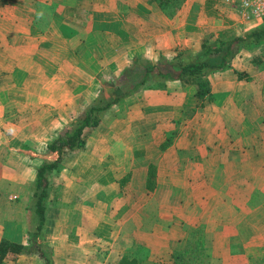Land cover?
Wrapping results in <instances>:
<instances>
[{"label":"crops","instance_id":"0c3cea01","mask_svg":"<svg viewBox=\"0 0 264 264\" xmlns=\"http://www.w3.org/2000/svg\"><path fill=\"white\" fill-rule=\"evenodd\" d=\"M231 16L219 0H185L173 16L148 0H0V241H30L34 165L58 157L49 141L104 80L137 55L199 51ZM260 52L214 72L204 103L195 85L171 80L104 111L85 147L52 171L43 237L55 264H264ZM25 254L16 264L44 263Z\"/></svg>","mask_w":264,"mask_h":264},{"label":"trees","instance_id":"16d2710c","mask_svg":"<svg viewBox=\"0 0 264 264\" xmlns=\"http://www.w3.org/2000/svg\"><path fill=\"white\" fill-rule=\"evenodd\" d=\"M157 3L167 15L173 16L185 0H148ZM264 45V18L247 29L243 34L230 36L226 31H212L205 35L200 50L195 53L189 49L176 48L167 56L162 54L158 60L143 55L133 58L131 65L115 78L104 80L98 96L79 115L66 123L64 129L48 143V148L57 151L58 157L44 161L37 167L36 183L30 202V242H19L3 238L0 241V264H16L19 254L38 251L44 259L43 264H55L54 248L43 237L47 221V199L52 188L49 174L60 167L67 151L85 147L88 133L97 126L104 111L120 99L147 89H165L171 80H180L184 85L193 84L196 95L204 103L211 99V76L216 71L232 67L234 57L242 51H252ZM260 52L253 58L263 59ZM239 72V76L243 73ZM109 89V92L106 90ZM136 256H124L119 264H138Z\"/></svg>","mask_w":264,"mask_h":264},{"label":"rangeland","instance_id":"374dc122","mask_svg":"<svg viewBox=\"0 0 264 264\" xmlns=\"http://www.w3.org/2000/svg\"><path fill=\"white\" fill-rule=\"evenodd\" d=\"M219 4H222V3H220L219 2ZM223 7V6H222ZM227 13H231L230 11H227ZM230 15V14H229ZM230 22H231V24H232V27H230V28H226V29H219V30H215V31H220V30H224V31H226L227 32V34L228 35H230V36H234V35H238V34H243L247 29H249L250 27H252V26H255V25H257V24H259L262 20H259V21H242L238 16H237V19H235V18H233L232 16H231V18H230ZM201 48V47H200ZM193 52V51H192ZM198 52V51H197ZM197 52H195V53H197ZM165 54H167V53H165ZM170 54H172V51H171V53ZM168 55V54H167ZM172 114V113H171ZM164 122H165V127L166 128H172L171 126H173L174 124V122H176L175 120H172V116L170 115V120L168 119V120H164ZM169 138V137H168ZM170 139V138H169ZM43 144H44V142L42 143V146H43ZM45 150L46 149H44L43 150V152H45ZM77 152V151H76ZM67 153V152H66ZM78 153V152H77ZM76 153V154H77ZM45 160H48L47 159V157H41V160L40 159H38V162L40 161V162H44ZM158 161V159L155 157V159H154V161H152V163L151 164H154L155 162H157ZM41 163V164H42ZM38 165H40V163L38 164ZM36 166L37 165H34V170H36L37 168H36ZM36 172H37V170H36ZM49 178L51 179V182H58V176H57V173H50L49 174ZM53 192V190L52 189H49V193H50V195H51V193ZM11 198H14V196H12ZM47 201H48V199H47ZM248 204H249V202H248ZM243 211V210H242ZM241 211V213L240 214H238L239 216H241V214H243L244 216H246L247 214H245L244 212H242ZM45 238V240L47 241V242H49V240H48V238H46V236L44 237ZM49 239H51L50 237H49ZM240 239V238H239ZM241 240V239H240ZM27 242H28V240H27ZM30 242V241H29ZM134 242H136V240L135 241H133V243ZM50 243V242H49ZM51 244V243H50ZM31 254H39V252L38 251H36V252H31V253H26L25 255H26V259L24 260V262H27L28 261V263H31V261L30 260H27L28 259V257L31 255ZM28 256V257H27ZM54 256H55V253H54ZM56 258V256L54 257V259ZM44 260V259H43ZM141 262V264H148L149 263V261H146L145 260V258H144V260H141L140 261Z\"/></svg>","mask_w":264,"mask_h":264},{"label":"built area","instance_id":"2783aa9c","mask_svg":"<svg viewBox=\"0 0 264 264\" xmlns=\"http://www.w3.org/2000/svg\"><path fill=\"white\" fill-rule=\"evenodd\" d=\"M233 10L242 21H259L264 18V0H219Z\"/></svg>","mask_w":264,"mask_h":264}]
</instances>
